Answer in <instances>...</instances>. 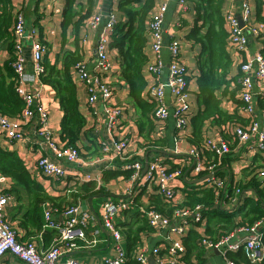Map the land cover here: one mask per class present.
Wrapping results in <instances>:
<instances>
[{
    "label": "crops",
    "instance_id": "0c3cea01",
    "mask_svg": "<svg viewBox=\"0 0 264 264\" xmlns=\"http://www.w3.org/2000/svg\"><path fill=\"white\" fill-rule=\"evenodd\" d=\"M120 1L121 0H93L90 16L96 12L100 13L102 16L101 23L96 29L87 26L86 22L80 26L78 44L83 54V65L90 74L94 75L97 73L95 72V47L106 25L107 17L111 15L114 16L118 23L125 21L124 15L118 9ZM78 2L86 7V0H78ZM11 4L14 12L17 10L22 12L26 23V33L28 35V38L22 42V56L24 61L23 88L28 92L38 94V103L46 110L49 116L48 130L56 143H58L59 146H63V143L60 141V122L63 113L60 110L54 91L50 87L43 85L32 71L30 46L32 41H40L47 49V54H45L44 57H47L51 65L55 64V58L60 53L61 48L60 24L64 0H11ZM161 4H165L167 7L163 21V70L160 78L156 80L147 72L146 68L143 71V75L147 82V88L154 84H162L165 86L168 84V65L170 61L168 46L171 40H176L180 46L179 61L183 63L188 70L190 115H194L202 108L198 105L195 95L197 93L196 78L198 77L196 58L200 53V47L186 40L187 34L194 25L195 12L193 4L188 0H155V7ZM258 4L264 9V0H252L251 3L252 16L250 22L255 28L260 27V24L255 20V11ZM238 5L239 0H224L223 13L232 12L233 14H238ZM134 7L138 8L139 5L136 4ZM201 32L204 34L205 29ZM246 33L248 45L244 53H236L230 47H227V52L230 54L232 60L229 74L230 78L238 74V69L242 62L252 59L257 53H264V28L260 30L258 36H252L248 30H246ZM70 46L71 44L69 43V48H71ZM144 52L147 56L148 64H152L154 58L150 48L149 37ZM108 54L111 69L107 74H100V77L109 83L110 87L113 89V104L120 107L123 111L121 118H119L113 126H109L106 120L105 112L107 105L98 98L95 104L89 106L87 104L85 86L76 83L79 109L86 121L85 131H90L95 137L97 144L96 148L94 147L93 149L90 141L86 138H82V142L78 145L80 159L76 163L68 164L63 160H56L46 144L44 137L38 132L40 126L38 125L37 116L22 128L23 139H21V141L9 143L0 135V144L4 148L16 152L25 168L43 187L46 194L52 198L60 199L57 203H60L61 208L78 205L81 213L88 216V224L85 229L87 241L78 243L77 249L64 253L62 256L63 260L73 259L83 264H101L104 258L115 256L113 241L109 233L102 227V205L109 201L114 203L132 202L128 206V209L121 212L116 218V224L123 239L122 247L126 249L125 231L134 226L135 214L146 207L148 204V196L153 193L154 186L146 184L142 174L140 176L141 178L135 182L123 177L104 182L102 178L105 172L125 170L128 166L126 163L132 159H141L144 168L146 157L147 165L151 160L159 159L167 169L169 166L166 163L169 164L170 162L181 165L182 167H188L189 169L193 168V164H191L190 161L183 162L182 159L175 160L172 158L174 156H183V158L189 157L188 151L192 148L187 141L191 133L189 122L187 127L183 131H180L175 127L174 119L170 116L163 125L160 128H156L155 132L148 136V138L143 131L140 133L137 124L138 115L128 98L127 86L119 77L120 67L117 51L109 49ZM9 56L7 47L4 46L0 51V64L7 61ZM257 92L254 90L253 118L264 123V109L261 107L264 106V95H259ZM164 96L168 112L171 113L174 106L172 103V96L167 87H165ZM235 97L236 100H239L238 94ZM258 100H261V104L258 103ZM243 107L244 105H241V103L237 104L228 98H225L221 103V109L227 115L232 119L236 117L238 120H241L239 121L240 123H234V125L246 126L250 121L251 118L244 112ZM233 120L236 119L234 118ZM229 126H231V131L236 127L233 125ZM221 127L222 126L212 124V122H207L204 138L212 140L217 138L222 139ZM223 135L229 136V133L223 132ZM121 140H126L128 147L121 157H116L112 151V144ZM152 140L160 142L163 148L160 150L158 148L156 149L162 151L161 153L149 147V142ZM230 142V153L224 158L229 159L226 165L231 168L235 182L239 183L246 179L245 171L249 172L250 168L256 170V172L264 171V156L254 149L253 142L245 145H239L236 140H230ZM84 146L90 147L89 153L83 150ZM92 152H94V154L90 155ZM83 155H85V157H82ZM170 156H172V159L168 158L169 160L166 161V158ZM42 157L49 158L65 169H68V173L59 179H52L44 176L36 166L37 160ZM86 177H89V180H86ZM83 182L96 183V190L102 187V193L91 195L84 199H76L74 194L81 193L79 184ZM11 186V180L0 176V195H9L8 204L5 208L6 220L14 227L19 241H32L35 243L38 251L46 250L52 244L55 237L54 232H35L34 228H28L26 230L28 236L26 237L24 230L18 227V221H11L13 215L15 214L16 216L19 213V211H15L16 203L14 201V196L10 193ZM171 187L174 188L177 199L180 202L183 198V180H175L171 184ZM245 195L247 194L245 193ZM52 205L51 202L43 204L41 213L43 214L45 210L51 211L53 209ZM59 212L57 211L56 213L54 211L53 217L58 223H62L64 217L61 215V212ZM22 213L23 210L20 211L17 218H20ZM167 236L172 239H177L176 235L169 234L168 231H154L152 234H145L142 238V245L139 246L138 249L145 247L151 250L158 246L163 249V246L165 247L168 245L166 241ZM238 237L240 239L242 235ZM208 253L207 264L223 263L222 255L219 251L209 250ZM162 254H164V251ZM148 260L149 264H154V257L151 255L148 257ZM0 264L23 263L16 257L6 254L1 259Z\"/></svg>",
    "mask_w": 264,
    "mask_h": 264
},
{
    "label": "trees",
    "instance_id": "16d2710c",
    "mask_svg": "<svg viewBox=\"0 0 264 264\" xmlns=\"http://www.w3.org/2000/svg\"><path fill=\"white\" fill-rule=\"evenodd\" d=\"M86 1L87 4L84 7L78 0H64L60 24V53L56 56L54 65H51L47 57H44L42 61L44 72L39 78L43 85L54 91L63 113L60 122V141L64 147L75 148L77 151L82 138L90 141L93 149L97 146L95 137L90 131H85L86 121L79 109L75 79V68L78 64L83 63V54L78 44L79 29L89 19L93 6V0ZM188 1L193 4L195 19L186 40L200 47V53L196 58L198 77L196 78L197 93L195 95L196 101L202 109L194 115H189L191 133L187 141L200 152L205 163L214 164L218 162L217 157L204 146L206 123L212 122L216 126H222V139L229 145L231 144L230 140L234 141L233 131L230 130L231 126L229 125L238 126L234 123H240L241 120L236 117H233L236 119L233 120L227 115L221 109V103L225 98H228L243 105L239 101L240 99L236 100L235 97L240 91L241 73L238 69L236 76L229 77L232 60L227 52L229 43L223 13L224 0ZM136 4L139 5L138 8L134 7ZM154 8L155 0H121L118 9L124 15L125 21L115 25L110 36L109 46V49L117 51L120 67L119 77L127 86L128 98L138 115L139 131L140 133L143 131L147 138L157 128L153 118L155 102L148 94L147 82L143 75L148 64L144 52L148 41L147 21ZM14 14L11 0H0V51L6 46L10 55L7 61L0 64V114L11 120L19 118L24 109V102L16 90L17 77L12 67L16 59L12 33ZM255 20L264 26V9L260 4L257 5L255 11ZM203 29H205L204 34L201 32ZM69 43L71 48H69ZM258 103L261 104V100H258ZM261 107L264 109V106ZM223 132L229 133V136H224ZM149 147L159 150L163 148L159 141L154 140L149 142ZM83 150L89 153L90 147L84 146ZM159 150L157 151L161 153L162 151ZM92 154L94 152L90 153V155ZM171 157H167L166 161L174 158L175 160L182 159L183 162L190 161L192 164L189 157ZM135 161L142 163L141 159H132L126 164L130 165ZM228 162L229 159L222 158L213 172L215 178L225 180L224 187L219 193V201L223 202V206L215 204L214 188L208 187L207 182L201 180L206 176V172L194 175L191 168L171 162L166 163L169 166L168 172L181 169L182 178L179 180H183V198L178 204H167L157 193V189L153 187V193L148 196V204L135 214L134 226L125 231L127 257L125 264H137L134 255L138 247L142 245L143 236L155 231L143 214L149 210H153L171 221L175 210L200 208L205 226L194 224L181 238L184 252L180 261L183 264H207L209 253L201 244L202 239L206 238L214 244L239 227L252 226L258 221L264 223V180L259 178L260 171L256 172L251 168L249 172L244 170L246 179L237 183L233 179L231 168L226 165ZM131 175L132 170L130 169L108 171L103 174L102 180L105 182L118 177L130 179ZM0 176L12 182L10 193L14 196L16 203L15 211H19V213L16 216L14 214L11 221H18V227L24 230L26 237L28 228H34L35 232L43 231L41 213L43 204L51 202L53 209L60 212L64 210V207L61 208L60 203H57L60 199L52 198L46 194L43 187L25 168L16 152L4 148L1 144ZM79 188L81 193L74 194L76 199L101 194L103 191L102 187L96 190V183L92 182L80 183ZM236 190L240 192L238 195L240 201L235 208H230L227 203L235 195ZM21 210L23 213L20 218H17ZM200 229H203V234L199 233ZM262 233L264 247V225ZM228 258L235 264H252L243 250L228 254ZM258 264H264V259Z\"/></svg>",
    "mask_w": 264,
    "mask_h": 264
},
{
    "label": "built area",
    "instance_id": "2783aa9c",
    "mask_svg": "<svg viewBox=\"0 0 264 264\" xmlns=\"http://www.w3.org/2000/svg\"><path fill=\"white\" fill-rule=\"evenodd\" d=\"M252 0H239L238 14L226 12L224 20L228 33L229 46L236 53H244L247 50L248 39L246 30L252 36H258L260 30L264 28L260 25L259 28L252 26L250 19ZM166 5L161 4L156 6L147 21L148 37L150 38V48L154 58L152 64H147L146 70L152 75L155 80L159 79L163 70L162 49L164 46V17L166 13ZM14 23L12 26L13 45L16 59L12 64L15 76L17 77V93L24 102V109L19 118L11 120L8 117L0 114V135L9 143L21 141L23 139L22 128L30 122L35 116L39 122V134L44 137L46 144L51 150L53 157L56 160H63L68 164L76 163L80 157L75 148L59 146L53 139L48 130L49 116L46 110L38 103V94L26 91L23 88L24 77V61L22 42L28 38L26 33L25 18L20 10L14 12ZM242 20L244 27H240L238 18ZM102 20L100 13H93L86 21L87 26L96 29ZM118 23L114 16H108L106 25L95 47V72L90 74L86 71L83 63L78 64L75 68L76 82L85 86L87 93V104L92 106L97 99L107 105L106 120L109 126H113L123 111L120 107L113 104V92L109 83L104 81L100 74H107L111 69L109 60L110 36L115 25ZM34 34V33H33ZM170 61L168 65L169 81L168 84H154L148 87L149 96L154 99L155 110L153 118L157 128H160L163 123L171 116L174 119L175 127L183 131L189 122L190 115V92L188 85V70L183 63L179 61L180 46L176 40H171L168 46ZM32 58V71L37 78H40L44 69L42 66L43 58L47 52L46 47L40 41H32L30 46ZM241 77L239 80L240 91L238 93L240 101L243 103V110L250 116V122L246 127L236 126L233 129L232 135L234 140L239 145H245L253 142L254 149L264 156V123L253 118L254 106L253 96L254 90L259 95H264V53H257L252 59L245 60L240 64ZM165 87L169 90L172 96L173 110L168 112L165 103ZM204 146L214 153L217 157V163H205L201 158L200 152L195 148H190L188 156L193 164V174L198 175L206 172V176L202 181H206L208 187L214 188L216 200L215 204L223 206V202L219 201V193L224 187L225 180L215 178L213 172L217 165L226 155L230 153V145L221 138L215 140L206 139ZM128 147L126 140L114 142L112 151L114 156L121 157ZM106 150V149H104ZM37 169L41 174L48 178L59 179L68 173V169L53 162L49 158L42 157L36 162ZM132 170L130 180L135 182L140 179L143 165L140 162H133L126 167ZM181 169L168 172L166 166L159 160L154 159L147 165V171L143 175L146 184L154 186L157 193L163 198L167 204H178L176 192L171 184L175 180L182 178ZM259 178L264 180V171H260ZM89 180V177H86ZM239 190L235 191V195L227 203L228 207L235 208L239 203ZM9 195H0V261L4 255L9 254L16 257L23 264H83L73 259L63 260L64 253L71 252L78 248V243L86 242L85 229L88 224V216L81 213L78 205L65 207L61 212L64 217L62 223H58L53 217V212L57 213V209L51 211L45 210L42 214L43 231H52L55 237L49 248L43 251H38L35 243L32 241L19 242L14 227L6 220L5 208L8 204ZM128 203L105 202L102 205L101 223L102 227L109 233L115 249V256L106 257L101 264H125L126 252L122 247V235L116 224V218L124 210L128 209ZM59 212V211H58ZM143 212V211H142ZM60 213V212H59ZM148 220L149 225L155 231H168L169 234H174L177 239H172L167 236L168 245L165 247L158 246L151 250L141 247L134 255L137 264H149L148 257H154V264H183L180 259L183 257L184 248L181 243V238L184 237L189 229L194 224L205 226V221L200 213V208L196 207L193 210L178 209L173 212L172 220L170 221L161 214L153 210L143 212ZM264 223L258 221L252 226L239 227L227 236L222 237L217 243H211L206 238L201 240V244L207 251L216 250L222 255V264H235L228 258V254L243 250L247 259L252 264L261 263L264 259L263 233L262 226ZM200 234H203V229H200ZM242 235L239 239L238 236ZM164 251V254L162 252Z\"/></svg>",
    "mask_w": 264,
    "mask_h": 264
},
{
    "label": "water",
    "instance_id": "95a60500",
    "mask_svg": "<svg viewBox=\"0 0 264 264\" xmlns=\"http://www.w3.org/2000/svg\"><path fill=\"white\" fill-rule=\"evenodd\" d=\"M238 20H239V23H240V27L243 28V27H244V24H243L242 20L240 19V17L238 18ZM145 162H146V164H145V166H144V168H143L142 175H145V173H146V171H147V157H146V159H145ZM202 179H203V178H202ZM202 179H201V180H202ZM149 260H151V259H149Z\"/></svg>",
    "mask_w": 264,
    "mask_h": 264
},
{
    "label": "rangeland",
    "instance_id": "374dc122",
    "mask_svg": "<svg viewBox=\"0 0 264 264\" xmlns=\"http://www.w3.org/2000/svg\"><path fill=\"white\" fill-rule=\"evenodd\" d=\"M190 97V96H189Z\"/></svg>",
    "mask_w": 264,
    "mask_h": 264
}]
</instances>
